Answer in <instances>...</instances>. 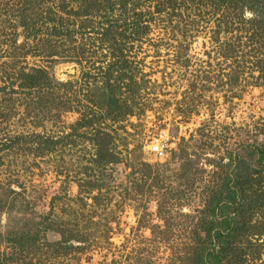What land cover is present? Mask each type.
I'll list each match as a JSON object with an SVG mask.
<instances>
[{
	"label": "rangeland",
	"instance_id": "1",
	"mask_svg": "<svg viewBox=\"0 0 264 264\" xmlns=\"http://www.w3.org/2000/svg\"><path fill=\"white\" fill-rule=\"evenodd\" d=\"M31 2L48 29L35 40L8 19L22 0H0L6 263L189 264L211 203L240 176L237 204L214 220L243 226L244 264H264V167L253 173L264 148V0ZM106 23L121 27L114 44L100 39ZM35 70L70 84L45 89L57 98L46 108L24 85Z\"/></svg>",
	"mask_w": 264,
	"mask_h": 264
},
{
	"label": "trees",
	"instance_id": "2",
	"mask_svg": "<svg viewBox=\"0 0 264 264\" xmlns=\"http://www.w3.org/2000/svg\"><path fill=\"white\" fill-rule=\"evenodd\" d=\"M33 1V0H32ZM31 0H22L21 5L19 6V8H15V11L12 12V14H9V20L13 22L15 28H21V34H24L25 38H33V40H35V38H37L36 36H38L41 32L45 31L44 33L48 34V29L45 28L42 30V25L44 24L45 20H42L40 17V14H37V10L30 8L31 6ZM69 13V12H68ZM43 14V13H42ZM108 18L106 17L105 22H108ZM103 22V23H105ZM107 24V23H106ZM135 27L138 26L137 23L133 24ZM132 25V26H133ZM108 25L105 28H101L100 29V39H102V41H107L109 42V44H114L117 41V30H120L121 27L117 26H111ZM125 29V28H124ZM138 29V27H137ZM122 31V30H120ZM137 33V31L133 32L134 36ZM132 34V35H133ZM121 35V34H120ZM39 38V37H38ZM119 40H123V39H119ZM88 46L91 45V43H87ZM83 44L81 45L80 50H77V48L75 47H70L69 51H72L73 56L72 57H76L77 51H81ZM31 47V46H30ZM33 47L36 46H32L30 48V50L33 49ZM62 47L63 43H62ZM29 48V47H28ZM117 64H119V62H115L114 65L116 66ZM122 65H120L121 67ZM106 67L108 68V66L106 65ZM111 70V67H110ZM23 79L25 81V86L28 88L29 91H32V89H34V95L37 99L36 104H38L39 107L43 106L46 108L47 104H53L54 98L52 97L47 91H45V93L43 92L45 89L46 90H52L51 88H70V84L69 83H60L56 84V86H54V84L50 83L49 80L47 79L45 72H43L42 70H35L33 71V73L31 74H24L23 75ZM108 93L106 95V97H104L106 99L107 105H110L111 107H115L114 105V101L112 100V95H108L110 93H112L111 89L112 86H109L108 88ZM60 90V89H59ZM40 93H43V95H38ZM63 93V91H62ZM103 98V100H104ZM58 99H61V96H58ZM105 101V100H104ZM105 102V103H106ZM96 104V103H95ZM93 117H84L82 119V121L77 122L76 124L79 125L80 122H82V124L86 125V124H90L93 122ZM98 135V133H97ZM104 136V135H103ZM106 137V136H105ZM36 138H40L39 136H36ZM99 140H102V136L99 138ZM42 144H52V140H49L48 138H46L45 140L42 139ZM103 149V148H102ZM98 153L100 154L101 152H103L101 150V148H97ZM263 150H256V152L258 153V166L255 167V170H253V173L255 172L256 175L259 173L260 168L264 167V161L262 159V152ZM109 155V153L107 154V156ZM100 158H102V154L98 155ZM243 170H246L245 168H242ZM251 178L254 177L253 174H250ZM249 177V176H248ZM240 176H238L235 180L234 179H227L226 182L223 185V190H224V196L222 197V200H215V202L211 203V206L209 208V212L211 213V217L213 218V220H211L210 222L206 221L204 223L201 224L200 228L198 229V231L200 233H202L203 237H198L197 240L200 241V243H197L196 248L192 249V251H189L188 253H186V255H188V257L186 256V260L188 261L189 264H244L246 261V256L249 254H247V251H245L244 249H241L239 246H237V242L239 239H237V232L243 229V226L240 227H235L233 226V224L231 223V221L229 222V220H227L226 217H223V215L221 214L220 217H222L220 222H216L214 220V218L216 217V215H214V211L215 210H219V211H223L222 209H229L230 207H235V205L237 204L238 201V191L240 190V192H242V187L239 186L238 190L235 188V186L238 184V180H239ZM259 184V190L258 193L255 197V199H261V196H264V180H258ZM242 197V196H241ZM264 199V197H263ZM261 207H264V200L261 202L260 204ZM244 225V223L242 224ZM45 225L42 223L41 224V229L44 230L45 229ZM18 237V236H17ZM34 236H26V237H20L18 238L19 240V244L20 239H25V242L30 244L31 241L34 239ZM9 240V238H7ZM16 239V238H15ZM14 240V239H13ZM197 242V241H196ZM196 244V243H195ZM30 246V245H28ZM261 251V250H260ZM2 254H0V264H9L6 263V261L4 260L5 258H2ZM252 259H255L254 256H250ZM9 260H11V263L15 264H29V263H21L19 258H11L8 257ZM253 261V260H252ZM250 264V263H248Z\"/></svg>",
	"mask_w": 264,
	"mask_h": 264
}]
</instances>
